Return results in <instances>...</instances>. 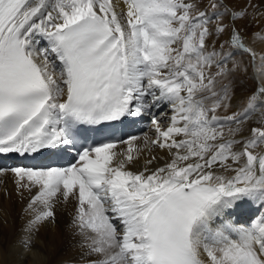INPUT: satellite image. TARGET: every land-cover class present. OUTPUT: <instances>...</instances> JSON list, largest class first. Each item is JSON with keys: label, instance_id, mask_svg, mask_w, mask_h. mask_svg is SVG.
<instances>
[{"label": "snow or ice", "instance_id": "obj_1", "mask_svg": "<svg viewBox=\"0 0 264 264\" xmlns=\"http://www.w3.org/2000/svg\"><path fill=\"white\" fill-rule=\"evenodd\" d=\"M249 7L259 5L249 0L235 11L210 0L209 12L198 0H0V154L76 153L65 167H0L18 189H38L25 231L54 219L62 195L77 200L72 223L84 254L97 257L87 264H264V151H256L264 145V83L240 108L218 114L234 99L229 77L240 64L229 61L237 53L256 59L235 26ZM255 71L264 77V55ZM165 104L167 124L153 115L155 139L145 137L167 150L163 166L126 168L137 137L84 146L85 126ZM257 111L261 126L236 139ZM117 143L127 150L118 153ZM246 201L261 215L226 218Z\"/></svg>", "mask_w": 264, "mask_h": 264}, {"label": "bare ground", "instance_id": "obj_2", "mask_svg": "<svg viewBox=\"0 0 264 264\" xmlns=\"http://www.w3.org/2000/svg\"><path fill=\"white\" fill-rule=\"evenodd\" d=\"M252 1H255V0H252ZM256 1L258 2L257 4H259V6H263V9L259 11L264 16V0H256ZM226 2H228V0ZM234 2L236 3V0H229V3L235 4ZM123 7H124L123 4H120L119 7L117 8V11L120 12L123 9ZM251 15L252 14L250 13V9L247 8V15L243 19L251 18ZM263 22H264V19H263ZM250 30L251 28L247 29L245 33L244 31L241 32V36L243 37L248 32H250ZM251 40L249 39L248 41L249 47L250 46L260 47V46H263L264 44V36H258L257 38L253 37ZM209 44H211V41L209 42ZM41 47H44V46H41ZM52 59L55 60V57L53 56ZM233 61L234 62L237 61L236 63L240 64V70L236 71L233 76L229 77L232 83V88L234 90V99L231 102L232 108L230 109L228 113H225L223 110H219L218 114L220 115L230 114L231 111H235L238 108H240L242 99L250 95L252 90H254L258 86L257 81L253 76L252 63L254 64V62L252 61L251 56L247 53H237L236 55L233 56V59L229 61V64L231 65ZM56 65H57L56 71H59V61H56ZM261 78H260L261 82L264 83V77H261ZM161 107L162 108H159V109L153 108L150 112L148 113L146 112L145 115L142 114L141 116L137 117L136 119L137 126H141V129L147 126L146 120H148V123L151 124L152 116L155 115L157 111L158 113L156 114V117H159L161 120V123L163 125H166L168 122L167 117L171 116V111L169 110V107L166 104ZM148 115H152V116L147 117ZM259 118H260L259 111L253 113L250 119L243 124L244 127L242 126L241 132L238 133L235 138L240 139L241 136H245V137L249 136L251 127L261 126L260 124L257 123V119ZM144 119H145V122H144ZM228 127H236V125L230 124L226 126L225 138H228V134H227ZM150 128H153V126L149 125L148 129L150 130ZM141 132L142 131H139L136 135L132 136V137L138 138L134 142L135 148H134V151L132 152L133 163L126 164V168L134 172L143 170L145 166H147L150 170H154L156 167L163 166L170 159V157L168 156L167 150H161L157 146H153L150 143H146V140H145L146 136L149 141L155 139L154 131L153 133L152 132L150 133L151 135H149L147 132L146 133H141ZM150 136H152V138ZM128 139L129 137L126 138L125 140H128ZM127 148H128V145L123 144V143H117L116 151L120 153V152L126 151ZM261 148L264 151V145H262ZM26 156L27 155L21 156L20 154H14V153L13 154H0V161H3L4 159H8L9 161L14 162V166L29 167L31 165L27 164L28 161H24L25 160L24 157ZM41 156H37V158L40 159V161H36V162L33 161L36 164L35 166L43 165V163L41 162V158H40ZM152 157H156V159L152 161L150 165H145V162L152 159ZM121 158H122L121 156H118L115 162L118 163L119 159ZM18 160H22V161H18ZM0 167H3L5 169L10 168L8 166L6 167L3 165H0ZM16 180L17 178L10 171L0 174V209H2L0 210V212L5 211L7 213V215H3V216L4 217L6 216L7 221L9 222L8 227L6 225L4 227L3 223H6L7 221L1 223L2 221L0 219V264H22V263L25 264L24 261H26V263L27 261H29V263L31 264L30 262L31 260H28L29 259L28 255L26 256V254L24 253L19 255L20 253L19 249L20 250L22 248L24 249L26 245H32V242L31 241L29 242L27 240L28 239L27 237L31 235H37L38 238H40L45 245L46 254L43 259V264H87L89 260L97 258L95 256H88L84 254L86 253L87 249L86 247H84L83 236L78 232V229L72 223L73 221L72 218L75 215V213L73 212H71L73 214L72 218H70V215L69 217L64 216V215H67V213H63L64 215L62 214L61 217H58V220L56 219L57 220L56 222H52L51 224L42 223L38 225L37 229L32 232L25 231L28 221L27 222L25 221L26 223H23V220H22V223L26 224L25 226H22L21 223L16 224V222L15 223L10 222V216H8V213L14 210L16 206L20 205L22 200L23 201L24 199L25 201L28 200L30 196H32V194L37 190L36 188H33L31 191H29L28 189L24 188L23 190L21 189L22 190L21 192L17 188ZM72 198L74 199L77 205V200L75 199V197H69L68 200H64V198H62V195H58V197L53 201V205L55 207L58 205L59 209L61 208V210L63 209L64 211L68 212L69 208L76 209V205H74ZM246 203L248 204L247 205H244V203L238 204L235 209L229 212L230 214H228L226 218L230 219L234 213L244 211L245 215L251 214V219H253L255 217L254 216L255 214L250 213V209L256 205L250 202H247V201ZM55 207H53V209ZM22 208H24V206ZM15 209H18V208H15ZM16 211L18 212L17 213L18 215L19 211L18 210ZM25 211H26V208H25ZM24 212L22 211V213ZM6 213H1V214H6ZM22 213H21V216H22ZM30 214L32 216V213ZM28 215L25 217H28ZM57 215L59 216V214ZM260 215H261V210H260ZM217 223H219V220L217 221ZM21 236L26 237L27 239L25 240V238L23 237L21 238ZM10 239H17L18 241L20 240V243H18L19 248L15 252L13 251L14 249L12 250L14 252V254L11 256L12 261L9 260L10 258L8 256V254H11L12 252L6 254V251H5L6 250L5 244L7 242H11ZM25 241H28L29 243H26ZM32 246H35V244ZM7 251H8V248H7ZM21 251H24V250H21Z\"/></svg>", "mask_w": 264, "mask_h": 264}, {"label": "rangeland", "instance_id": "obj_3", "mask_svg": "<svg viewBox=\"0 0 264 264\" xmlns=\"http://www.w3.org/2000/svg\"><path fill=\"white\" fill-rule=\"evenodd\" d=\"M227 0H223V2L224 3H226V6L228 7V8H230V9H232V10H235V11H239V10H242V8H245L246 7V5L249 3V0H236V3L235 4H233V3H229V0H228V2H226ZM251 2L252 3H254V4H257L258 2L255 0V1H252L251 0ZM198 3H200V10H205V11H211V9L210 8H208V5H209V3H210V0H202V2H201V0H198ZM238 3V4H237ZM241 3V4H240ZM242 3H244V4H242ZM230 4V5H229ZM257 5H259V4H257ZM249 9H250V13L252 14L251 15V18H245V19H237L236 21H235V26H236V28H238V30L240 31V32H243L244 31V33H245V31H247V29H250L251 28V30H250V32H248L246 35L248 36V38L251 40L253 37L254 38H257L258 36H256L255 34L256 33H259V36H264V29H263V24H264V22H263V19H264V16H263V14L259 11V10H261V9H263V6H259L258 8H256V9H253V8H251V7H249ZM245 21V22H244ZM222 22L224 23V24H231L232 23V21H230V19H229V17L227 16V15H224L223 17H222ZM240 22V23H239ZM212 23L213 24H215L216 23V19L214 18L213 20H212ZM253 31V32H252ZM228 31H226V32H224L222 35H220L219 36V38H218V41H217V43H216V47H217V49L219 50V44L220 43H222V42H224V41H226L227 39H228ZM253 36V37H252ZM256 36V37H255ZM252 41V40H251ZM210 42V41H209ZM254 46H250V47H248V48H251L252 50H253V52L254 53H256V61H254V64L256 65H254L253 63H252V70H253V76H254V78L256 79V81H257V84H258V82L259 83H262L261 82V80H260V78L261 77H259V80L260 81H258L257 80V72L255 71V69L256 68H258V67H260L261 66V56L262 55H264V44H263V46H260V47H254ZM230 49H229V47L228 46H225V49H224V51H229ZM232 59H233V57H232ZM237 62V61H236ZM258 64V65H257ZM260 65V66H259ZM256 67V68H255ZM255 68V69H254ZM262 79V78H261ZM236 96V95H235ZM160 108H162V107H160ZM158 112V111H157ZM152 115H148L147 117H151ZM156 116V115H155ZM259 119H257V121H258ZM144 122H145V119H144ZM146 123H147V126H145V127H143L142 129H141V133H148L149 135H151L150 133L152 132L153 133V131H154V129L153 128H150V130L148 129L149 128V125H152V123L151 124H149L148 123V120H146ZM153 126V125H152ZM141 127V126H140ZM243 127H244V125H243ZM151 138H152V136H150ZM257 150H258V148H257ZM154 161V160H153ZM226 174H229V173H226ZM230 174H232V173H230ZM229 174V175H230ZM24 189V188H19V190L22 192V190ZM38 190V189H37ZM36 190V191H37ZM36 191L32 194V196L33 195H35V193H36ZM32 196H30V198L28 199V200H26L25 201V199H24V201L22 200V202L20 203V205H18V206H16L15 208H18V209H15L14 208V210H12L10 213H8V216H10V222H16V224H18V223H21L22 224V226H25L26 224H23V223H26L28 220H30L31 218H32V216H31V212L30 211H25V208L27 209V206H28V203H29V201L31 200V197ZM62 198H63V196H62ZM72 201H73V203H74V205H76V203H75V201H74V199L72 198ZM240 204H243V203H240ZM248 203H246V202H244V205H247ZM24 206V208H22ZM38 207V206H37ZM53 207H55L54 205H53ZM21 208H22V210H21ZM57 208V209H56ZM71 209V210H70ZM0 210H2V209H0ZM16 210H18L19 211V216L17 215V211ZM54 210V220H52V219H49V220H47V221H45V222H43V223H49V224H51L52 222H56L57 220H58V217H61L62 216V214L63 213H67V215H64V216H67V217H69V215H70V218H72V213L71 212H73V213H75V208H69L68 210V212L67 211H64L63 209L61 210V208L59 209V207H58V205L53 209ZM62 212H61V211ZM22 211L24 212V213H22ZM57 211V212H56ZM1 213H6L5 211H1L0 212V219H1V223H3V222H6L7 221V218H6V216L4 217L3 215H7V213L6 214H1ZM12 213V214H11ZM21 213H22V216H21ZM28 213H29V215H28ZM26 214V215H25ZM56 214V215H55ZM57 214H59V216L57 215ZM24 215V216H23ZM28 215V217H25V216H27ZM32 215H33V213H32ZM4 218H3V217ZM15 216V217H14ZM75 216V215H74ZM12 217H14L15 218V220H14V218H12ZM57 217V218H56ZM6 218V219H5ZM11 218H12V220H11ZM29 218V219H28ZM74 218V217H73ZM72 218V219H73ZM3 219V220H2ZM57 219V220H56ZM22 220H23V223H22ZM26 221V222H25ZM6 223H8V224H6ZM6 223H3V225H4V227H5V225L8 227V225H9V222L7 221ZM23 236H21V238H22ZM23 238H25V240L27 239L29 242L31 241L32 242V245H34L35 244V246H32V245H26L25 247H24V249L22 248L21 250H24V251H21L20 249H19V251H20V253H19V255H21V254H26V256L28 255V260H31L30 262H31V264H43V259H44V257H45V254H46V251H45V245H44V243L42 242V240L40 239V238H38V236L37 235H31V236H29V237H23ZM11 240V242H7L5 245H6V254L7 253H11V254H8V256H9V260H11L12 261V259H11V256L14 254V252L19 248V245H18V243H20V240L18 241L17 239H10ZM13 240V241H12ZM28 241H25L26 243H29ZM17 245V246H16ZM12 246V247H11ZM7 248H8V251H7ZM40 248V249H39ZM14 249V250H13ZM14 252H13V251ZM36 252V253H35ZM25 262V264H30L29 263V261H27V263H26V261H24ZM22 264H24V263H22Z\"/></svg>", "mask_w": 264, "mask_h": 264}]
</instances>
